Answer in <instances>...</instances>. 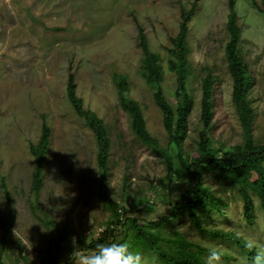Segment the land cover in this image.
I'll list each match as a JSON object with an SVG mask.
<instances>
[{"label":"rangeland","instance_id":"374dc122","mask_svg":"<svg viewBox=\"0 0 264 264\" xmlns=\"http://www.w3.org/2000/svg\"><path fill=\"white\" fill-rule=\"evenodd\" d=\"M234 5L241 28L239 48L252 78L248 97L254 109L253 141L260 145L264 144V2L234 0ZM183 7L191 11L187 87L194 98L183 152L196 157L202 79L208 73L215 78V115L209 131L213 144L225 150L245 142L226 57L229 0H0V237L8 244L1 264H72V255L95 251L91 243L113 217L116 204H131L128 215L143 225L167 216L161 228L165 238L182 232L202 248L204 259L209 248L217 247L224 252L223 264H251L253 254L233 239L205 235L188 212L172 213L185 192L186 177L169 173L164 158L137 134L119 101L116 73L128 77V93L139 102L148 132L175 154L153 89L141 74L139 27L150 48L161 55L162 85L176 106L180 96L169 48L179 32ZM70 71L84 109L102 118L108 130L111 146L105 181L96 135L67 95ZM44 123L51 128V147L36 197L30 145L39 141ZM202 172L210 200L222 203L219 209L215 202L196 205L200 222L264 244V210L258 194L249 186L241 190L208 169ZM249 198L255 203L251 220L244 214ZM125 241L131 246V238L124 234L111 243ZM167 242L160 241L163 247ZM130 251L142 255L146 264H162L153 252H135L131 247Z\"/></svg>","mask_w":264,"mask_h":264},{"label":"trees","instance_id":"16d2710c","mask_svg":"<svg viewBox=\"0 0 264 264\" xmlns=\"http://www.w3.org/2000/svg\"><path fill=\"white\" fill-rule=\"evenodd\" d=\"M229 6L231 13L227 28L230 38L226 46V57L233 78L232 100L244 130V144H237L225 150L213 144L209 131L213 127L215 115L213 101L215 78L211 73H208L202 79L200 116L202 128L199 131L197 142L198 156L191 157L183 152V144L189 131V116L194 107V98L187 87L188 67L190 66L188 21L191 11L186 10L185 7L181 14L179 32L171 38L172 45L169 48L170 68L177 74V91L180 96L176 106L169 102L162 85L164 75L161 55L150 48L146 33L141 26L139 27V44L143 53L141 74L153 89L154 102L162 111L163 125L168 133L169 145H173L175 148V156L171 155L168 147L163 148L159 141L148 132L139 102L130 97L128 93L130 84L128 77L125 74L116 73L114 82L118 89L120 104L130 114L137 134L148 141L153 149L164 158L169 173L178 177H186L185 192L175 201L172 213L188 212L194 225L203 234L215 238L233 239L236 244L243 247V239L235 233L205 227L200 222V215L196 208V205L199 204L205 206L215 202V207L219 209L222 203V200L218 198L210 200V187L205 185L203 180L202 170L205 168L227 179L231 185H238L241 190L248 186L252 188L258 194L264 210V144L255 145L253 141L254 109L248 97L252 78L239 48L241 28L237 23L234 0H229ZM261 10L264 12V5ZM76 88L75 74L70 71L67 80V95L76 112L85 119L87 125L96 135L98 163L102 169V180L105 181L108 175V158L111 146L108 130L102 118L92 110L84 109L83 100L77 95ZM50 135L51 128L44 123L39 141L30 145L31 153L35 157L32 191L36 197L42 186V171L51 147ZM148 205L151 206L154 203H148ZM130 207L131 204H126V206L116 204V207H113V217L99 232L98 238L91 243L93 250L97 244L111 243L124 234V238H131L133 251L153 252L162 264H205L202 248L195 242L186 239L182 232H174V238H165L161 228L168 220L167 216L143 225L137 217L128 215V211L132 210ZM254 209V201L250 198L247 199L244 204V214L248 220H251ZM162 239L168 241L166 247L161 245ZM7 247L8 244L4 238L0 237V264ZM243 249L247 254H252L244 247Z\"/></svg>","mask_w":264,"mask_h":264},{"label":"clouds","instance_id":"9594fccd","mask_svg":"<svg viewBox=\"0 0 264 264\" xmlns=\"http://www.w3.org/2000/svg\"><path fill=\"white\" fill-rule=\"evenodd\" d=\"M75 244V239L73 238ZM130 244L125 242H112L108 244L99 243L95 251L90 253H81L73 257L72 264H146L145 258L130 251ZM243 247L252 253L251 264H264V244L254 238H244ZM224 252L211 247L207 250L205 264H223Z\"/></svg>","mask_w":264,"mask_h":264},{"label":"built area","instance_id":"2783aa9c","mask_svg":"<svg viewBox=\"0 0 264 264\" xmlns=\"http://www.w3.org/2000/svg\"><path fill=\"white\" fill-rule=\"evenodd\" d=\"M102 229H103V228H100V231H101ZM100 231H99V232H100Z\"/></svg>","mask_w":264,"mask_h":264}]
</instances>
